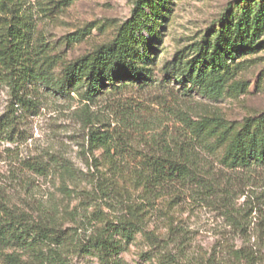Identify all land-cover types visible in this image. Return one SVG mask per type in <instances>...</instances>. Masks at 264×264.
<instances>
[{"label":"rangeland","instance_id":"obj_1","mask_svg":"<svg viewBox=\"0 0 264 264\" xmlns=\"http://www.w3.org/2000/svg\"><path fill=\"white\" fill-rule=\"evenodd\" d=\"M5 1L0 33L13 15L19 17L15 20L29 33L36 58L48 59L46 66L57 62L59 73L62 64L111 43L138 0ZM149 1L137 48L147 54L153 86L88 107L78 97L58 100L40 90L32 94L38 107L29 111L13 105L12 87L0 82V118L14 111L16 124L15 140L0 137V202L35 220L50 218L64 240L38 255L5 253L21 252L34 264H113L83 246L106 221L135 219L144 230L114 264H264V165L231 169L220 163V155L202 148L200 172L219 188L173 185L151 193L135 161L114 172L101 149H90L85 121L92 114L115 127L123 112L145 108L138 114L153 127L134 133V145L143 148V139L181 136L183 123L172 112L195 119L216 115L233 124L264 113V0H257L260 6L255 0ZM246 4V14L237 9ZM222 31L234 47L227 67L219 66L220 96L208 99L166 78L164 69L172 61L196 57ZM29 160L49 162L51 169L33 171Z\"/></svg>","mask_w":264,"mask_h":264},{"label":"trees","instance_id":"obj_2","mask_svg":"<svg viewBox=\"0 0 264 264\" xmlns=\"http://www.w3.org/2000/svg\"><path fill=\"white\" fill-rule=\"evenodd\" d=\"M150 3L138 0L132 18L111 43L62 64L59 73L54 71L57 62L46 66L48 59L36 58L29 33L21 26V21L15 20L19 17L13 15L11 23L0 33V82L5 81L12 87V104L35 111L38 105L32 94L44 90L58 100L78 97L88 107L104 97L115 98L132 88L153 86L156 79L147 54L137 48L141 31L146 29L144 15ZM254 3L261 5L257 0ZM6 7V1L0 0V12H5ZM237 9L246 14L248 4L237 5ZM225 22L226 19L221 21ZM233 47L230 37L222 31L217 42L199 50L196 57L188 60L178 57L172 61L164 69L166 78L181 83L185 91L193 90L200 96L215 99L224 92V76L219 66L224 63L222 67H227L225 59L232 54ZM133 109L123 112L119 126L112 127L94 114L88 116L85 123L89 127L91 151L101 149L114 172L123 163L135 161L145 191L153 193L173 185L200 186L207 190L219 188V183L209 181L200 172L202 148L220 155L217 156L220 163L231 169L264 165V113L233 124L214 117L216 115L204 114L195 119L186 112H172L169 114H177L183 123L181 136H153L150 140L143 139L141 143L145 145L139 148L134 145V133H144L153 126L138 114L145 113V108ZM14 118V111L0 118V137L15 140ZM27 167L40 173L51 169L49 162L39 160H29ZM227 199L224 197V202ZM53 223L50 218L35 220L28 213L0 202V264H34L21 252L5 253L6 249L38 255L51 243L63 244L62 235ZM143 230V222L135 219L106 221L83 247L107 263H119V254Z\"/></svg>","mask_w":264,"mask_h":264}]
</instances>
